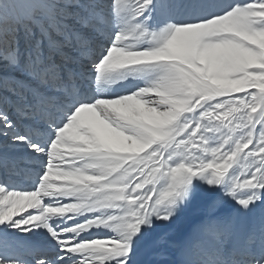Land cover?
<instances>
[{
	"label": "snow or ice",
	"instance_id": "1",
	"mask_svg": "<svg viewBox=\"0 0 264 264\" xmlns=\"http://www.w3.org/2000/svg\"><path fill=\"white\" fill-rule=\"evenodd\" d=\"M0 264H264V0H0Z\"/></svg>",
	"mask_w": 264,
	"mask_h": 264
},
{
	"label": "rangeland",
	"instance_id": "2",
	"mask_svg": "<svg viewBox=\"0 0 264 264\" xmlns=\"http://www.w3.org/2000/svg\"><path fill=\"white\" fill-rule=\"evenodd\" d=\"M198 222V218L194 217L193 220H191L190 224L187 225V227H191L192 225H195Z\"/></svg>",
	"mask_w": 264,
	"mask_h": 264
},
{
	"label": "bare ground",
	"instance_id": "3",
	"mask_svg": "<svg viewBox=\"0 0 264 264\" xmlns=\"http://www.w3.org/2000/svg\"><path fill=\"white\" fill-rule=\"evenodd\" d=\"M193 219H194V217L192 218V220H193ZM40 239H41V241L43 242V237H41Z\"/></svg>",
	"mask_w": 264,
	"mask_h": 264
}]
</instances>
